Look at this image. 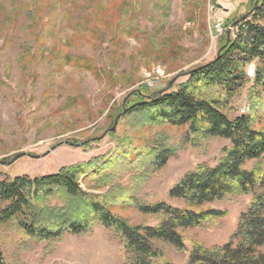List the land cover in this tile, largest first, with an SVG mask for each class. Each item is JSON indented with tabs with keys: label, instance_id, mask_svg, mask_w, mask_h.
Segmentation results:
<instances>
[{
	"label": "rangeland",
	"instance_id": "obj_1",
	"mask_svg": "<svg viewBox=\"0 0 264 264\" xmlns=\"http://www.w3.org/2000/svg\"><path fill=\"white\" fill-rule=\"evenodd\" d=\"M189 3L0 0V179L51 174L62 166L111 153L116 137L127 139L131 131L127 120L114 116L110 106L123 104L132 90L160 93L176 88L188 70L218 53L222 32L214 24L243 14L252 0ZM128 28L136 29V34H128ZM66 53L86 58L98 73L65 62ZM247 73L252 76L253 64L247 66ZM249 87L233 99L230 116L251 114ZM255 125L264 129V107ZM164 130L177 147L175 154L145 179L130 180L126 174L116 182L128 186L139 203L164 201L178 206L168 197L169 189L197 165H216L229 141L211 137L192 144L182 140L184 127ZM21 152L27 154L12 161ZM249 200L247 194H230L206 205L225 214L208 228L185 231L186 238L207 246L226 243ZM113 210L132 224H157L156 217L126 203ZM186 246V251H178L164 245V260L184 264ZM0 253L4 264H120L126 258L118 241L99 225L53 241L29 239L14 228L0 226Z\"/></svg>",
	"mask_w": 264,
	"mask_h": 264
},
{
	"label": "trees",
	"instance_id": "obj_2",
	"mask_svg": "<svg viewBox=\"0 0 264 264\" xmlns=\"http://www.w3.org/2000/svg\"><path fill=\"white\" fill-rule=\"evenodd\" d=\"M221 26L218 49H222L188 70L176 88L160 93L132 90L123 104L110 106L114 116L127 120L131 131L127 139L116 137L111 153L62 166L51 174L0 179V226L14 228L29 239L53 241L99 225L126 255L120 264H158L164 260V245L186 251V244L184 264H264V129L255 125L264 107V0H252L246 12L224 19ZM63 60L97 72L79 55L66 53ZM249 64H253L250 77ZM247 85L251 114L230 116L233 99ZM167 126L184 127V142L197 144L218 137L229 145L223 147L216 165H197L169 189L168 197L178 206L164 201L139 203L133 191L116 180L126 174L130 180L145 179L175 154L177 147L164 130ZM249 161L254 163L246 167ZM230 194L250 196L230 239L207 246L186 238L185 231L208 228L222 217L225 211L206 205ZM124 203L156 217L157 224L128 222L113 210ZM0 264H4L1 253ZM163 264L174 263L164 260Z\"/></svg>",
	"mask_w": 264,
	"mask_h": 264
},
{
	"label": "water",
	"instance_id": "obj_3",
	"mask_svg": "<svg viewBox=\"0 0 264 264\" xmlns=\"http://www.w3.org/2000/svg\"><path fill=\"white\" fill-rule=\"evenodd\" d=\"M255 3H256V1H255ZM227 40H228V36H227ZM227 42V41H226ZM222 49V47L219 49V50H221ZM219 52V51H218ZM117 118L118 117H116V119H115V121H114V124H113V126L111 127V130H114V128H115V125H116V123H117ZM63 143H66V144H72L70 141H62ZM25 154H27V153H25V152H21V153H18V154H16L14 157H13V159H12V161L14 160V159H16V158H18L19 156H22V155H25ZM2 162H4V163H8V161H2Z\"/></svg>",
	"mask_w": 264,
	"mask_h": 264
},
{
	"label": "built area",
	"instance_id": "obj_4",
	"mask_svg": "<svg viewBox=\"0 0 264 264\" xmlns=\"http://www.w3.org/2000/svg\"><path fill=\"white\" fill-rule=\"evenodd\" d=\"M213 27L215 28L216 31H219V32L223 31V28L221 26V22L215 23Z\"/></svg>",
	"mask_w": 264,
	"mask_h": 264
}]
</instances>
